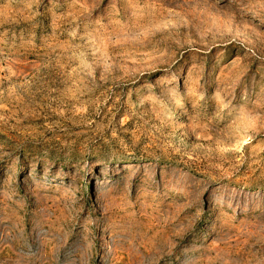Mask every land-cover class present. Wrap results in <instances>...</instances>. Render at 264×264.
Masks as SVG:
<instances>
[{"label": "rangeland", "instance_id": "rangeland-1", "mask_svg": "<svg viewBox=\"0 0 264 264\" xmlns=\"http://www.w3.org/2000/svg\"><path fill=\"white\" fill-rule=\"evenodd\" d=\"M0 264H264V0H0Z\"/></svg>", "mask_w": 264, "mask_h": 264}]
</instances>
